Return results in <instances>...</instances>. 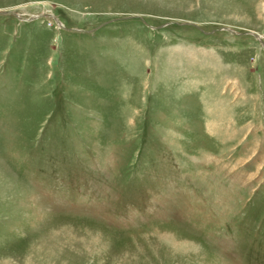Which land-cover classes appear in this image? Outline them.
I'll return each instance as SVG.
<instances>
[{"label":"rangeland","instance_id":"rangeland-1","mask_svg":"<svg viewBox=\"0 0 264 264\" xmlns=\"http://www.w3.org/2000/svg\"><path fill=\"white\" fill-rule=\"evenodd\" d=\"M251 32L264 0H0V264H264Z\"/></svg>","mask_w":264,"mask_h":264},{"label":"water","instance_id":"water-1","mask_svg":"<svg viewBox=\"0 0 264 264\" xmlns=\"http://www.w3.org/2000/svg\"><path fill=\"white\" fill-rule=\"evenodd\" d=\"M34 17L32 16L31 18H30V20L31 19H33ZM56 21H58V19L54 16L53 17ZM258 40H259V42L262 44V45H264V42H263V40H262V38L258 35V34H256V33H253V32H251Z\"/></svg>","mask_w":264,"mask_h":264}]
</instances>
